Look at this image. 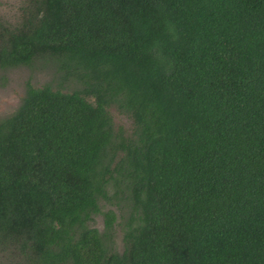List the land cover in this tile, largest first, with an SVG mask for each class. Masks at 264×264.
<instances>
[{"label":"trees","instance_id":"1","mask_svg":"<svg viewBox=\"0 0 264 264\" xmlns=\"http://www.w3.org/2000/svg\"><path fill=\"white\" fill-rule=\"evenodd\" d=\"M24 10L0 68L51 62L70 88L27 82L0 118L8 264H264V0Z\"/></svg>","mask_w":264,"mask_h":264},{"label":"rangeland","instance_id":"2","mask_svg":"<svg viewBox=\"0 0 264 264\" xmlns=\"http://www.w3.org/2000/svg\"><path fill=\"white\" fill-rule=\"evenodd\" d=\"M29 0H0V23L2 27H14L18 25L25 15V7ZM0 27V38L4 33ZM62 75L58 73L56 64L44 61H35L30 66H18L8 69L0 68V118L13 113L20 104L25 95L27 82L34 86H42L44 84H52L61 86L62 88L69 87L68 83L63 82ZM63 84V85H60ZM70 88V87H69ZM115 126H124L130 130L132 120L117 111L112 110ZM114 208L110 204L105 205L104 209ZM93 227L99 230L103 229L104 218L102 215H97L91 222ZM122 230L119 225L115 227L113 241L118 251L123 250ZM19 262V256L12 251L0 250V264H8L10 262Z\"/></svg>","mask_w":264,"mask_h":264}]
</instances>
